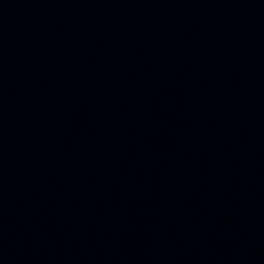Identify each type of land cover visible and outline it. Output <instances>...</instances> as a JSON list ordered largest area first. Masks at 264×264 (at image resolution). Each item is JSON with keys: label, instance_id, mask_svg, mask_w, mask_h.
I'll list each match as a JSON object with an SVG mask.
<instances>
[{"label": "water", "instance_id": "95a60500", "mask_svg": "<svg viewBox=\"0 0 264 264\" xmlns=\"http://www.w3.org/2000/svg\"><path fill=\"white\" fill-rule=\"evenodd\" d=\"M0 264H264V0H0Z\"/></svg>", "mask_w": 264, "mask_h": 264}]
</instances>
